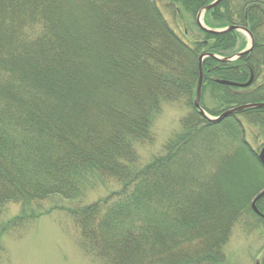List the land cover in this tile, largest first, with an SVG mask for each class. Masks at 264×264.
<instances>
[{"label": "trees", "instance_id": "16d2710c", "mask_svg": "<svg viewBox=\"0 0 264 264\" xmlns=\"http://www.w3.org/2000/svg\"><path fill=\"white\" fill-rule=\"evenodd\" d=\"M166 1L183 37L155 0H0V216L6 203L74 200L110 178L117 190L67 209L80 248L99 264H224L234 227L264 228V196L258 212L251 207L264 189V107L219 122L193 107L198 57H228L246 41L196 24L212 0ZM203 24L244 26L254 47L232 61L202 60V109L218 116L264 101V2L222 0ZM250 76L244 87L220 82ZM162 102L189 111L162 153L136 167L134 146L153 142ZM239 166L241 191L228 173ZM20 219L2 224L0 239Z\"/></svg>", "mask_w": 264, "mask_h": 264}, {"label": "rangeland", "instance_id": "374dc122", "mask_svg": "<svg viewBox=\"0 0 264 264\" xmlns=\"http://www.w3.org/2000/svg\"><path fill=\"white\" fill-rule=\"evenodd\" d=\"M155 1L168 24L183 37L184 30L176 25L167 1ZM243 37L247 43V36L244 34ZM188 111V107L179 103L160 104L151 125L153 142L134 146L138 156L136 167L162 153L165 142L181 130V120ZM246 137L251 145H255L249 133ZM246 170L244 166L228 170L231 187L238 191L245 189L243 180ZM118 188L116 181L102 178L92 180V185L87 186L84 195L78 199L66 200L52 195L26 204L6 203L0 216V226L13 218L21 219L15 226L7 227L1 235L0 264H99L80 248L78 231L67 209L89 204ZM261 249H264L263 227L256 226L246 231L240 225L236 226L224 246V264H261Z\"/></svg>", "mask_w": 264, "mask_h": 264}, {"label": "water", "instance_id": "95a60500", "mask_svg": "<svg viewBox=\"0 0 264 264\" xmlns=\"http://www.w3.org/2000/svg\"><path fill=\"white\" fill-rule=\"evenodd\" d=\"M221 2V0H213L212 2L202 6L198 12L196 13L195 16V21L197 23V25L203 29L205 32L207 33H211V34H222V33H226L229 32L231 30H238V31H242L245 32L248 35L249 38V42L246 46L245 49H243L240 52H237L236 54H234L233 56H229V57H218L213 53H204L201 54L198 57V81H197V87H196V92H195V96L193 98V107L198 110V112L200 113L201 116H203L204 118H206V120L210 121V122H219L220 120H222L223 118L227 117L230 114L236 113V112H240L242 110L245 109H250V108H260V107H264V101L262 102H253V103H246V104H242V105H237L231 108H228L226 110H224L222 113H220L218 116L216 117H211L209 116L200 106V94H201V85H202V66H201V61L204 57H212L216 60H220V61H230L234 58H238L242 55L247 54L253 47L254 45V40H253V36L252 34L243 26L240 25H229L225 28L222 29H209L206 28L203 24H202V15L205 11L217 6L219 3ZM252 81V76H250V78L248 79L247 82L245 83H236V82H232V81H228V80H221L220 82L222 84H226V85H231V86H240V87H244L247 86L251 83ZM259 160L262 163V165L264 166V147L261 149L260 153H259ZM264 195V190L262 192H260L257 196L256 199H258L259 197ZM252 207L255 209L254 207V201L252 202Z\"/></svg>", "mask_w": 264, "mask_h": 264}, {"label": "flooded vegetation", "instance_id": "af4514ba", "mask_svg": "<svg viewBox=\"0 0 264 264\" xmlns=\"http://www.w3.org/2000/svg\"><path fill=\"white\" fill-rule=\"evenodd\" d=\"M254 47V46H253Z\"/></svg>", "mask_w": 264, "mask_h": 264}]
</instances>
